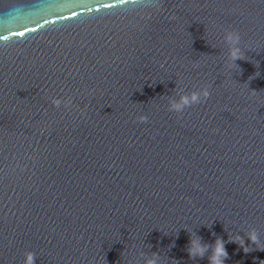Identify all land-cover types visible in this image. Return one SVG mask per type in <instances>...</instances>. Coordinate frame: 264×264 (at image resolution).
<instances>
[{"label": "water", "instance_id": "water-1", "mask_svg": "<svg viewBox=\"0 0 264 264\" xmlns=\"http://www.w3.org/2000/svg\"><path fill=\"white\" fill-rule=\"evenodd\" d=\"M124 2L0 0V264H261L264 0Z\"/></svg>", "mask_w": 264, "mask_h": 264}, {"label": "clouds", "instance_id": "clouds-1", "mask_svg": "<svg viewBox=\"0 0 264 264\" xmlns=\"http://www.w3.org/2000/svg\"><path fill=\"white\" fill-rule=\"evenodd\" d=\"M124 4L126 5L125 11L129 8H144L151 9L156 8L157 0H125ZM147 14V13H146ZM225 40L229 44L228 57L234 62L237 58H243V52L239 47L240 35L234 31H227L225 33ZM209 95L207 89H200L199 91H192L189 93H181L178 100H170L169 110L174 112H181L186 107L198 103ZM53 103L56 107H60L63 103L65 106L71 103L69 100H61L60 98L53 99ZM141 119H146V117H141ZM249 240L256 244L258 249H264V245L261 244L259 235L256 230L253 229L248 233ZM236 239L241 243L245 252L250 251L251 249L243 244L241 237L237 235ZM208 245L202 244L199 238H193L189 241L188 252L190 257L203 256L208 249ZM212 251L209 255L210 264H224V261L228 255L224 243L222 240L217 239V241L210 246ZM25 264H34V254L30 251L24 253ZM159 255L157 253H151L143 257V264H158ZM261 264H264V261H261Z\"/></svg>", "mask_w": 264, "mask_h": 264}, {"label": "snow or ice", "instance_id": "snow-or-ice-1", "mask_svg": "<svg viewBox=\"0 0 264 264\" xmlns=\"http://www.w3.org/2000/svg\"><path fill=\"white\" fill-rule=\"evenodd\" d=\"M23 34H24L23 32L19 33V35H21V36H22Z\"/></svg>", "mask_w": 264, "mask_h": 264}]
</instances>
